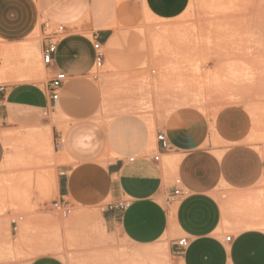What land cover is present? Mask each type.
<instances>
[{
	"label": "crops",
	"instance_id": "crops-1",
	"mask_svg": "<svg viewBox=\"0 0 264 264\" xmlns=\"http://www.w3.org/2000/svg\"><path fill=\"white\" fill-rule=\"evenodd\" d=\"M188 1L0 0V79H16L0 83V123L16 130L50 125L45 130L62 162L55 178L39 174L36 188L42 194L52 189L57 194L54 200L70 205H104L101 221L106 231L138 245L165 237L179 264H264V204L254 202L264 163L248 143V113L227 108L208 118L188 108L149 122L121 112L103 125L92 115L96 100L81 96L96 89L88 79L94 68L95 38L107 48L105 67L113 66L116 46L129 33L113 32L112 26L135 27L143 17L173 19ZM99 3L109 9L108 16H94ZM48 24L52 32L36 43L32 33ZM51 39L57 45L53 60L41 67L37 59ZM56 72L67 78L53 102L47 85ZM48 113L53 115L46 122ZM63 116L70 121L58 129L52 121ZM158 132L166 135L170 149L159 147ZM4 157L0 137V165ZM173 173L185 194L167 200L174 187ZM223 186L227 194L221 200L215 194ZM227 235L230 239L225 241ZM182 237L188 244L179 251L175 243ZM26 264L65 263L41 252Z\"/></svg>",
	"mask_w": 264,
	"mask_h": 264
},
{
	"label": "rangeland",
	"instance_id": "rangeland-1",
	"mask_svg": "<svg viewBox=\"0 0 264 264\" xmlns=\"http://www.w3.org/2000/svg\"><path fill=\"white\" fill-rule=\"evenodd\" d=\"M108 11L99 3L93 12L108 16ZM36 29L31 37L40 44L53 26ZM112 30L129 35L117 44L113 66L105 67L108 52L103 47L104 63L93 68L88 78L96 89L81 95L96 100L95 120L104 125L116 114L130 112L152 122L188 108L213 118L224 109L239 108L251 118L248 143L264 163V0H189L176 18L143 17L135 27L112 26ZM87 35L91 37V32ZM37 65H43L41 55ZM15 81L14 77L0 79V83ZM53 113L45 116L46 122ZM69 121L63 116L52 123L60 129ZM46 128L50 125L16 130L0 123L5 147L0 165V262L26 264L33 256L49 252L65 264H158L157 260L179 264L165 237L138 245L106 231L101 221L104 205L72 203L66 216L52 209L57 194L52 189L42 194L35 185L41 173L56 177L62 162ZM226 194L223 186L215 196L224 200ZM254 202L264 204V171ZM161 244L165 250L159 254L148 258L139 254Z\"/></svg>",
	"mask_w": 264,
	"mask_h": 264
},
{
	"label": "built area",
	"instance_id": "built-area-1",
	"mask_svg": "<svg viewBox=\"0 0 264 264\" xmlns=\"http://www.w3.org/2000/svg\"><path fill=\"white\" fill-rule=\"evenodd\" d=\"M47 39H50L47 37ZM93 50H94V68L99 69L103 65L104 59V52L101 43L95 38L93 40ZM56 41L49 40L47 41L41 49V62L44 66L49 65L53 60V55L56 51ZM67 76L63 72H56L48 81L47 89L50 93V97L55 102L59 96V90L63 85L64 81L66 80ZM156 141L161 149L167 150L170 149L171 146L167 140L166 135L163 132H158L155 136ZM132 159V158H130ZM155 159H158V155H155ZM184 191L180 188V179H174V187L172 193L167 198V200H175L183 197ZM70 204L64 200H53L51 201V207L53 210L57 211L58 213L66 216L70 212ZM121 205L120 207H123ZM15 229V226H14ZM230 239V235L225 237V241ZM188 244V239L186 237H182L178 239L175 243V246L178 248L179 251L183 250Z\"/></svg>",
	"mask_w": 264,
	"mask_h": 264
},
{
	"label": "bare ground",
	"instance_id": "bare-ground-1",
	"mask_svg": "<svg viewBox=\"0 0 264 264\" xmlns=\"http://www.w3.org/2000/svg\"><path fill=\"white\" fill-rule=\"evenodd\" d=\"M32 44H34V43H32ZM35 45V44H34ZM154 45H156V41L154 42V43H152V45H151V49L152 50H150L149 52H153V54L156 52V49H155V47H154ZM32 46V45H31ZM33 47V46H32ZM28 48H29V46H28ZM27 48V49H28ZM34 48H35V46H34ZM33 49V48H32ZM30 50V49H29ZM36 50V49H35ZM6 51V50H5ZM39 51V50H38ZM33 52V51H32ZM152 52H151V57H152ZM5 53V52H4ZM9 53H10V51H9ZM27 53V52H26ZM37 54H38V52H36ZM5 54H7V52L5 53ZM4 54V55H5ZM32 54V53H31ZM150 54V53H149ZM155 55V54H154ZM154 55H153V57H154ZM29 56V55H28ZM32 56V55H31ZM32 59V61L34 62V61H36V56H35V58L33 59V58H31ZM29 60H30V56H29ZM31 61V60H30ZM35 63V62H34ZM34 65V64H33ZM5 70V68H3L2 67V70ZM42 70V69H41ZM6 71V73H7V69L5 70ZM38 72H36V75H41V73L43 72V70L40 72V70H37ZM0 73H2V71H0ZM3 74V73H2ZM30 75H31V73H30ZM44 75V74H43ZM34 76V75H33ZM37 76V77H38ZM2 77H4V76H2ZM9 78V77H8ZM220 89V88H219ZM245 91V90H244ZM237 94V93H236ZM191 101V100H190ZM195 102V101H194ZM183 104H185V101L184 102H182ZM188 103V102H187ZM186 103V104H187ZM191 103V102H190ZM189 103V104H190ZM193 103V102H192ZM46 140V139H45ZM43 141V140H42ZM42 147V146H41ZM48 150V149H47ZM51 153V152H50ZM169 162V161H168ZM170 163V162H169ZM173 163V162H172ZM174 165V164H173ZM55 178V177H54ZM53 180V179H52ZM52 182V181H51ZM53 183H54V180H53ZM54 186V188H55V185H53ZM86 215H88V214H85V216ZM2 222V221H1ZM5 241V240H4ZM6 242V241H5ZM162 243V242H161ZM9 244V243H8ZM164 244V243H163ZM163 244H161V245H158L157 247H155V248H147V249H144V250H140L141 252L139 253L140 255H143V257L145 258V256L148 258V257H152V256H154L155 254H159L160 252H162L163 251V249H164V245ZM167 246V245H166ZM9 249H12L10 246H9ZM165 250V249H164ZM165 253H166V251H165ZM137 255V254H136ZM145 255V256H144ZM136 257V256H135ZM138 257V256H137ZM139 258V257H138ZM146 258V259H147ZM132 259V258H131ZM134 259V258H133ZM132 259V260H133ZM151 259V258H150ZM143 260V259H142ZM145 260V259H144ZM143 260V261H144ZM157 260V259H156ZM125 261V260H124ZM150 262H151V260H149ZM158 261V264H159V260H157ZM165 262V261H164ZM146 263V262H145ZM153 264H154V262H152ZM123 264H125V262L123 263ZM126 264H127V262H126ZM151 264V263H150Z\"/></svg>",
	"mask_w": 264,
	"mask_h": 264
}]
</instances>
